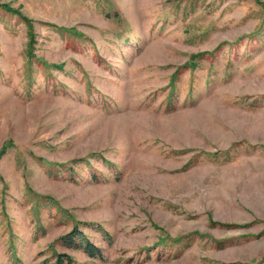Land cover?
Masks as SVG:
<instances>
[{"label": "rangeland", "instance_id": "374dc122", "mask_svg": "<svg viewBox=\"0 0 264 264\" xmlns=\"http://www.w3.org/2000/svg\"><path fill=\"white\" fill-rule=\"evenodd\" d=\"M60 257L264 264V0H0V264Z\"/></svg>", "mask_w": 264, "mask_h": 264}, {"label": "trees", "instance_id": "16d2710c", "mask_svg": "<svg viewBox=\"0 0 264 264\" xmlns=\"http://www.w3.org/2000/svg\"><path fill=\"white\" fill-rule=\"evenodd\" d=\"M2 7L4 9H7V10H11L13 12H15L16 10H14L13 8H11L8 4H2ZM28 22L30 23V20H28ZM67 30H69L70 32H74L76 34H80L82 35L83 33L81 31H78L74 28H68ZM28 36H29V39H28V50H27V53L29 55V57H34L35 54L33 52V48H34V42H35V35L33 33V30L30 29V31L28 32ZM52 65L54 66H57V67H61L62 65L61 64H54L52 63ZM194 65V63H192V66ZM2 151H4V149L2 148ZM73 233L71 234V241L73 240L74 237H72ZM74 236V235H73ZM73 242V241H72ZM77 247H83V250L88 253L90 256H101V251L98 249V247H96L93 243H91L89 240H86L85 241V244L84 246L80 245V244H77L76 245ZM60 256V254H59ZM57 264H64L63 263V260H62V257L58 258L57 259ZM65 264H71L69 260H66V263Z\"/></svg>", "mask_w": 264, "mask_h": 264}]
</instances>
